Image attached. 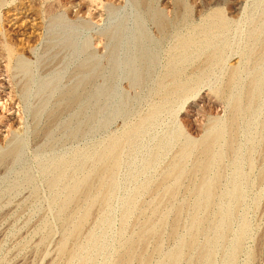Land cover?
<instances>
[{
    "label": "rangeland",
    "instance_id": "rangeland-1",
    "mask_svg": "<svg viewBox=\"0 0 264 264\" xmlns=\"http://www.w3.org/2000/svg\"><path fill=\"white\" fill-rule=\"evenodd\" d=\"M149 3L171 19L164 36L134 0H3L0 46L11 42L29 59L30 67L23 92L18 77L10 84L17 124L0 132V152L19 147L17 158L0 163V264H119L129 243L152 231L162 235L159 250L150 239L144 249L148 261L133 264H166L195 232L194 247L184 250L177 264H195L201 248H206L207 258L198 264H264V137L259 128L249 130L248 122H254L247 116L231 152L226 150L227 134L216 144L214 152L223 157L222 182L215 187L210 219L205 221L208 203L201 200V174L192 172L197 152L187 146L200 144L212 119L225 115L227 101L204 86L198 93L193 90L197 96L183 108L179 102H165L166 92L157 88L156 74L142 82L134 59L142 29L151 40L160 39L158 52L164 65L178 39L198 27L194 40L209 37L212 46L224 51L225 70L215 68L213 87L224 86L232 67L248 79L264 41V0ZM216 10L224 13L228 27L214 38L199 28ZM11 14L21 17L16 27L8 22ZM199 48L198 42L190 48L195 65L206 57L204 50L205 55L197 52ZM3 61H7L4 55L0 70ZM91 65L96 66L95 80L80 88L81 99L50 123L49 113L59 96L87 78ZM260 104L264 108V94ZM0 110V128L9 126ZM176 128L180 132L174 135ZM106 162L110 164L106 174L95 183L100 193L78 207L69 206L71 188L92 178ZM215 164L209 176L217 171ZM176 166L184 171L179 180L158 187ZM59 175L62 178L53 184ZM239 177L244 180L232 181ZM176 183L180 187L170 198L168 191ZM234 183L242 194L236 200L229 196ZM180 207L178 234L170 239ZM195 221H203L198 231ZM135 256L137 260L139 254Z\"/></svg>",
    "mask_w": 264,
    "mask_h": 264
},
{
    "label": "bare ground",
    "instance_id": "bare-ground-1",
    "mask_svg": "<svg viewBox=\"0 0 264 264\" xmlns=\"http://www.w3.org/2000/svg\"><path fill=\"white\" fill-rule=\"evenodd\" d=\"M90 1L95 3L97 2V0H90ZM175 1H176L175 4L181 6V0H175ZM2 3L3 0H0V8L3 5ZM134 3L137 7L139 8L141 7L145 10V14H146L145 16L150 17L149 19L152 22V24L155 26L157 32L160 35L164 36L172 25L171 19H169L162 11L160 12L159 10L154 9L150 5L149 0H134ZM11 16L13 17H11V19H9L8 22L12 24L11 26L10 25L9 26L16 27V24L21 19V17H18L17 14L15 15L11 14ZM208 18L210 22L206 23V25H202L201 27L199 26L200 27L199 29L202 30V32L204 33L207 32L212 33L214 38L223 35L224 34L223 32L226 30V27H228V21L224 13L221 10H216L211 15H209ZM195 30H198V27L193 28V34L191 33V35H189L188 37L178 39L174 47L167 52L165 64L161 65L160 56H159L160 54L158 52V48L160 47L159 45L160 39L151 40L150 37L148 36L149 33L147 31L145 32L142 29L140 35V43H138V48H137L138 51L134 59L137 67V76L141 79L142 82L143 81L147 82L149 77H152L154 73L156 74L155 78L157 82V88H159L161 91L166 92V95L162 96V100H164L165 102H179L181 104L180 108H183V105L191 98L196 97L197 93L204 86H208L215 93L217 97L227 101L226 103L227 111L225 115L217 116L212 119V121L208 124L207 130L200 144L195 148L194 145L196 144L193 142H189L187 146L188 148H190V150L194 149L197 152L196 161L193 166L192 172L201 174L200 185L201 187L203 186V190L201 192V200L203 199L206 203H208L205 210L206 214L204 216L205 221H208L211 215V208H210L211 204L209 203H211L216 198L215 187L217 183L222 180V173L220 171L221 170L220 168L223 157H221L220 154H216L214 152L216 144L223 138V136L227 134L228 142H227L226 150H228L227 152H231L234 147L235 137L240 131L239 129L241 128L242 130H244L242 123L245 120V117L247 116L249 117V119L252 118L253 119L252 121L255 123L254 125V123L252 122L250 123V121L248 122L249 124L247 126L249 130L252 129V127L254 129L255 126V129L259 128L258 134L264 137V116L261 117V114L262 113L264 114V108L263 106H261V104L259 105V101L262 95L264 94V41L262 42V46L260 47L258 54L255 55L254 66L252 70L249 72L248 79L243 77L242 72L237 71L238 70L237 68L232 67L231 69H229V73L227 74L228 78L224 86L222 85L223 86L222 87L220 85L214 88L213 87L214 83L211 82L210 78L212 75L215 74L216 72L215 68H220V70L224 69V57H225V55L223 57L224 51H222V48H218V47L215 48L214 46H212L213 42L210 44L208 40L209 37L207 38L205 36L206 38L204 40H197V41L194 40L193 36L195 34L194 32ZM21 42L23 41L21 40ZM197 42L198 44H200L199 49H201V51L198 50L197 52L198 53L201 52L199 54H204V51L206 52L205 53L206 55L204 54L206 56L205 61H203L200 65H195L193 60L190 58L191 57L190 55L193 53L190 52L191 51L190 48L192 49V47L196 45ZM11 44H12L11 42H7L6 47L0 46L2 50V53L0 55V60L3 59V55L7 59V61L2 62L3 69L0 70V88H2V91H0L1 92L0 109H2L1 113L3 114L1 116L3 117V120L6 119V121L10 122L9 126L4 124V126L0 128V132L3 133L8 132L11 129L10 127L15 123L17 124L18 121L17 108L14 107L13 105L14 99L11 94L13 90L11 89V85H10L11 80L17 79L16 77H18V85H21V91L23 92L27 86V81L29 77V67H30L29 59L25 56V54L18 53L19 50L16 51L11 46ZM156 47H157V51H156ZM4 52L6 53V55ZM226 58H228V56ZM6 62H8V65ZM11 64L13 67L10 66ZM7 66H9V68H7ZM88 69H90L91 73L88 75L87 78L79 81L77 87L68 89L59 96V100L56 107L49 113L48 118L50 123L56 120L64 110H67L81 99L82 93L80 88L83 89L88 84L93 82V79L95 78V74L97 73L96 66L91 65V67H89ZM11 72L13 78L10 77ZM194 89L195 90L197 89V93H193ZM3 120L2 122L5 121ZM179 132H180V128H176L173 131V134L177 135L179 134ZM114 146H116L115 143L111 144V148H110V155H111L110 161L112 163V167L115 166L117 161L116 159L117 157L115 156ZM185 148L182 150V154L186 156L187 151ZM18 154H19V147L17 146H13L12 148H9L4 152H0V163H3L7 160L10 161L12 159H15L17 158ZM213 162L216 163L215 165H217L218 168L213 175L209 176L208 174H210V169L213 165ZM105 165L106 166L95 172L92 178L86 177L80 183L75 184L71 188L70 196L67 199V203L69 206L78 207L80 204H82L84 201L90 198V196L95 192L96 194L100 193V187L97 188L95 183L96 181H100L103 175L106 174L107 167L110 166V164L109 162H106ZM113 169L114 168H112V171ZM109 172H111V170ZM183 173H184L183 168L181 166H176L161 179V182L159 183L158 187L165 185L167 182H169L172 179H174L177 182ZM262 177H263V173H261L258 176V179H261ZM61 178L62 176L59 175L55 180L52 181V183L55 184L57 182L56 180ZM240 180H244V179L239 177L235 180L233 179L232 181L239 183ZM233 186L234 189L232 192H229V196L230 198L232 197L236 200L239 199L242 194L240 192L239 186L236 183H234ZM179 187H180L179 183H176L174 186H172L171 190L168 191L170 194L169 196H171L170 198L173 197V195L176 193ZM156 195H158V193H156ZM181 207L175 211L173 223L171 224L170 233H169L170 239L175 238L178 234V230L180 227L179 222L181 220L180 217L182 216L183 213V209ZM156 218H158V216ZM194 223L197 227L196 231H198L199 228H201L203 221L202 222L195 221ZM161 236L162 235L160 232L152 231L148 234L142 235L139 241L135 243L134 242L129 243L128 246L129 248L127 249V252L121 257L119 264H133L136 261L147 262L148 260L144 255L145 254L144 249H146L148 241L150 239H155L156 241L155 251H157L159 250L158 242L161 240ZM196 236L197 233L196 232L193 233L190 236L188 242L183 244L180 250L176 251L174 254L169 256L166 264H177L184 250L186 251L192 250V248L194 247ZM138 248L141 249V252L139 253L136 252ZM206 252H207L206 248H201L200 253L194 263L198 264L204 262L205 259L207 258ZM136 254H139V258L137 260L135 258Z\"/></svg>",
    "mask_w": 264,
    "mask_h": 264
}]
</instances>
